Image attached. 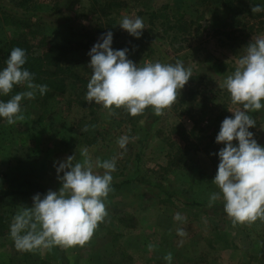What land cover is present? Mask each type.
I'll return each mask as SVG.
<instances>
[{
    "label": "rangeland",
    "instance_id": "rangeland-1",
    "mask_svg": "<svg viewBox=\"0 0 264 264\" xmlns=\"http://www.w3.org/2000/svg\"><path fill=\"white\" fill-rule=\"evenodd\" d=\"M20 1L0 0V48L13 36L39 53L64 46L67 67L89 81L91 48L108 31L114 44L127 42L133 36L120 21L140 17L145 29L138 42L145 50L140 59L130 60L141 66L181 61L193 77L162 116L149 107L137 121L121 116L110 121L108 110L100 109L99 121L93 122L89 111L64 96L43 123L37 121L36 97L22 101L23 121L9 125L0 117V216L10 224L22 206L32 207L33 196L59 190L57 162L75 154L81 159L84 148L93 160L117 157L114 191L105 201L109 215L89 243L21 252L9 225L0 238V264H168L163 258L168 252L171 264H264V221L233 225L223 198L208 206L210 194L220 191L212 183L224 147L216 137L223 120L234 116L229 110L242 109L221 85L253 37L264 36V12L253 14L244 0H114L121 7L111 13L102 11L110 0H33L24 6ZM163 7L181 25L169 20L161 28L155 20L151 26L149 15H159ZM215 61L227 65L223 76L209 69ZM25 90L14 86L0 100L7 102ZM250 115L257 127L249 131L264 147V108ZM81 133L96 137L97 145H77ZM122 135L136 138L126 150L117 144ZM176 213L185 220H174ZM177 228L186 235L178 236ZM149 244L156 246L152 252Z\"/></svg>",
    "mask_w": 264,
    "mask_h": 264
},
{
    "label": "clouds",
    "instance_id": "clouds-1",
    "mask_svg": "<svg viewBox=\"0 0 264 264\" xmlns=\"http://www.w3.org/2000/svg\"><path fill=\"white\" fill-rule=\"evenodd\" d=\"M251 11L253 14L262 12L264 6L254 5ZM120 27L139 39L145 24L140 17L125 16ZM112 44L113 33L108 31L88 53L91 78L85 100L101 105L110 116L117 115L113 109L123 108L135 117L149 107L156 116L164 115L193 77L192 69L186 68L181 61L137 65L128 59L127 48L114 50ZM26 62V50L15 47L5 62L6 67L0 70V95H9L14 86L27 89L11 96L7 102L0 100V117L6 118L9 125L25 119L23 100H33L37 93L44 95L49 91L47 85L34 82L35 74L24 67ZM235 63V70L221 87L226 88L232 103L242 105V109L229 110L234 116L223 120L216 137V143L224 145L218 153L220 162L212 181L220 191L210 194L208 204L212 207L223 198L224 211L233 225L264 221V147L249 131L257 127L250 113L264 108V36L253 37ZM88 130L87 125L82 129ZM130 139L136 138L122 135L117 144L126 150ZM233 141H238V146ZM80 157L78 160L75 154L57 162L59 190H49L44 196L36 194L32 207L22 206L15 214L10 236L17 251L83 247L108 217L105 201L114 191L112 173L117 171V157L93 160L87 148L80 151ZM174 220L183 221L185 217L176 213ZM176 232L180 237L186 235L183 228H177ZM155 247L149 244L148 251L152 252ZM163 258L171 264L173 255L168 252Z\"/></svg>",
    "mask_w": 264,
    "mask_h": 264
},
{
    "label": "trees",
    "instance_id": "trees-1",
    "mask_svg": "<svg viewBox=\"0 0 264 264\" xmlns=\"http://www.w3.org/2000/svg\"><path fill=\"white\" fill-rule=\"evenodd\" d=\"M33 0H21L20 6H24L27 3H30ZM248 3L249 6L262 5L264 6V0H244ZM121 4L110 0L108 3H105L102 6V11H108L109 13L113 12L116 9H119ZM166 7H163L159 15L156 13H151L149 15V24L154 25L155 20H159V26L167 27L170 21L174 23V26L181 25L180 19L176 18L175 15L170 17L167 12L164 10ZM264 12V11H262ZM170 20V21H169ZM170 27H168L169 29ZM102 29H98V32ZM139 39L136 37H130L127 42L112 44L114 50L125 49L128 51V58L138 60L141 57V54L144 52V44L138 42ZM20 47L26 50L27 62L25 68L30 72L35 74L34 82L41 85H47L49 91L40 95L37 93L36 98L40 99L38 106L39 116L38 123H43L46 118L50 115L56 113L58 109V98L64 97L69 101H73L75 104L81 105L83 109L89 111L91 116H93L92 121H99L98 113L100 109H104L101 105H97L94 101L89 103L85 100L87 93V84L88 80L79 77L76 75L67 65L65 64L66 60V51L64 46L61 45H52L47 47L43 53H39L29 45V43L20 37L13 36L8 39L3 46L0 48V70H3L6 67V60L8 59L10 52L13 48ZM209 69L218 77L223 76L227 72V65L220 62H213L209 65ZM148 109V108H147ZM144 111L142 115L132 116L125 109H113L117 112V115L110 116V121L114 120L115 117L121 116L127 117L130 120L137 121L142 117L146 112ZM107 110V109H106ZM88 126V123L86 124ZM96 137L90 139L84 133L78 135L76 140L77 145H82L85 147H93L97 145ZM10 221L9 219L0 216V238L7 235L9 231Z\"/></svg>",
    "mask_w": 264,
    "mask_h": 264
}]
</instances>
